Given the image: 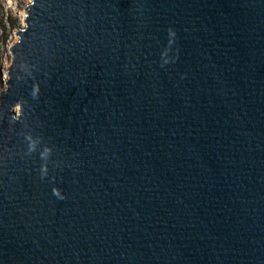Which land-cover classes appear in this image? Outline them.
Listing matches in <instances>:
<instances>
[{
	"label": "water",
	"instance_id": "obj_1",
	"mask_svg": "<svg viewBox=\"0 0 264 264\" xmlns=\"http://www.w3.org/2000/svg\"><path fill=\"white\" fill-rule=\"evenodd\" d=\"M24 10L0 264H264V0Z\"/></svg>",
	"mask_w": 264,
	"mask_h": 264
},
{
	"label": "rangeland",
	"instance_id": "obj_2",
	"mask_svg": "<svg viewBox=\"0 0 264 264\" xmlns=\"http://www.w3.org/2000/svg\"><path fill=\"white\" fill-rule=\"evenodd\" d=\"M31 0H0V80L5 87L7 71L12 64V46L18 42L16 32L25 27L24 8Z\"/></svg>",
	"mask_w": 264,
	"mask_h": 264
},
{
	"label": "trees",
	"instance_id": "obj_3",
	"mask_svg": "<svg viewBox=\"0 0 264 264\" xmlns=\"http://www.w3.org/2000/svg\"><path fill=\"white\" fill-rule=\"evenodd\" d=\"M1 84H2V83H1V80H0V86H1Z\"/></svg>",
	"mask_w": 264,
	"mask_h": 264
}]
</instances>
